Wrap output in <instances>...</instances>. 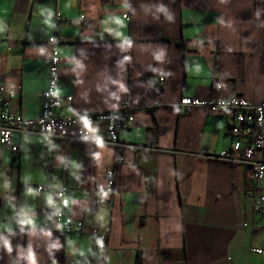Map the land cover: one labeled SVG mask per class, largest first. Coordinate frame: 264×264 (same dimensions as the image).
Masks as SVG:
<instances>
[{
	"label": "crops",
	"instance_id": "obj_1",
	"mask_svg": "<svg viewBox=\"0 0 264 264\" xmlns=\"http://www.w3.org/2000/svg\"><path fill=\"white\" fill-rule=\"evenodd\" d=\"M54 36L58 94L73 97L60 113L128 102L129 146L118 165L100 123L88 140L26 133L16 154L0 147V264H96L93 228L109 230L106 264L139 251L143 264H264L255 181L216 158L234 141L227 119L177 107L183 96L264 101V0H0V87L24 118L41 114ZM111 169L116 192L101 203ZM63 186L81 231L55 223Z\"/></svg>",
	"mask_w": 264,
	"mask_h": 264
},
{
	"label": "built area",
	"instance_id": "obj_2",
	"mask_svg": "<svg viewBox=\"0 0 264 264\" xmlns=\"http://www.w3.org/2000/svg\"><path fill=\"white\" fill-rule=\"evenodd\" d=\"M131 6H128L124 15L130 17ZM57 38L50 37L48 44L51 47L49 76L47 86L42 92V110L40 116L33 119L22 117L21 114L11 111L10 104L15 97V90H6L0 87V147H7L13 154L19 150L15 141V134L34 133L44 136L60 138L67 136L73 130L77 138H90L91 130L95 125L102 123L106 130L107 144L117 151V164L123 163V151L129 145L119 139V133L127 130L133 123L134 117L128 102H123L117 109L97 111L84 114L62 115L60 112L73 102L72 96L62 98L58 94L62 58L56 46ZM164 82V77L159 79V84ZM216 89L221 88L220 82L215 84ZM177 107L190 113L193 109L200 108L210 114L221 116L229 123V132L234 141L230 148L223 149L216 156L217 159L243 164L248 171V176L255 181L253 195V212H264V101L255 103L248 99L234 96L225 98L198 99L183 96ZM106 180L97 186V190L104 195L103 202H111L116 192V170L106 172ZM38 190H43L42 186ZM70 200L68 188L63 186L55 193L53 204L54 220L59 229L69 233L81 231L84 224L74 221L68 215ZM94 237V257L96 264H106L108 252L109 230L92 229ZM253 252L261 254V249L253 248Z\"/></svg>",
	"mask_w": 264,
	"mask_h": 264
},
{
	"label": "trees",
	"instance_id": "obj_3",
	"mask_svg": "<svg viewBox=\"0 0 264 264\" xmlns=\"http://www.w3.org/2000/svg\"><path fill=\"white\" fill-rule=\"evenodd\" d=\"M134 264H143V257L140 251L136 255Z\"/></svg>",
	"mask_w": 264,
	"mask_h": 264
}]
</instances>
